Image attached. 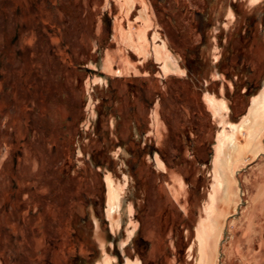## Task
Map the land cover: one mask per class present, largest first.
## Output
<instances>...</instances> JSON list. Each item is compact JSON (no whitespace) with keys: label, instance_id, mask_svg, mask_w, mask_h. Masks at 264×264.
<instances>
[{"label":"rangeland","instance_id":"obj_1","mask_svg":"<svg viewBox=\"0 0 264 264\" xmlns=\"http://www.w3.org/2000/svg\"><path fill=\"white\" fill-rule=\"evenodd\" d=\"M263 90L264 0H0V264H197ZM238 138L214 264H264V132Z\"/></svg>","mask_w":264,"mask_h":264},{"label":"bare ground","instance_id":"obj_2","mask_svg":"<svg viewBox=\"0 0 264 264\" xmlns=\"http://www.w3.org/2000/svg\"><path fill=\"white\" fill-rule=\"evenodd\" d=\"M145 32L146 26L143 24V28L139 31L138 36L141 38L144 37ZM126 39H128V42H130L131 45L135 44L134 35L132 33H129L128 36L126 34ZM160 49L165 54V58L167 60L166 67L169 66L171 69H177V66L173 64L174 60L167 49L164 46L163 48L160 47ZM209 100L213 107L216 108L215 110H218L221 113L223 109L226 108L227 104L225 101H217L212 98H209ZM232 127L233 128H231L232 130L230 132L225 131L220 137L218 155L217 158H215L216 161L214 162L216 181L214 197L212 199L213 203L212 206H210L209 219L201 224L198 231L199 247L197 264H214L215 261L216 250L212 240L215 239L220 231L218 222L215 220L217 215L216 211H219L217 206L220 198L218 197L222 195L221 200L227 204L236 196V194H234L233 183L228 176V172L232 169L237 152L240 150L238 145V134L243 133L247 137V148L249 151H252L255 155H259L262 152V146L259 142V138L264 132V92L253 101L247 116H244L242 122L237 125L234 124ZM244 131H246V133ZM258 198L261 200L264 199V188L262 187L258 190ZM122 200L120 187L114 186L109 213L113 217L114 224L116 226L119 225V219L116 220L115 214H120ZM108 262L109 261H106V264H109Z\"/></svg>","mask_w":264,"mask_h":264}]
</instances>
